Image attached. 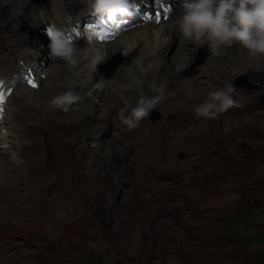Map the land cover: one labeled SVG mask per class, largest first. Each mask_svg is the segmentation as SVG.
<instances>
[{
    "label": "rangeland",
    "instance_id": "1",
    "mask_svg": "<svg viewBox=\"0 0 264 264\" xmlns=\"http://www.w3.org/2000/svg\"><path fill=\"white\" fill-rule=\"evenodd\" d=\"M17 12L18 10L15 11L13 6L6 5L3 13H0V52L7 54L11 52L6 45L9 40L6 30L8 27L14 28L13 32L20 36L22 42L26 40V35L18 26L19 22L17 27L14 25V21H17L19 17ZM4 13L5 15L12 13L13 19L7 18ZM8 20H11L10 23ZM177 46L181 47L180 41L178 44L176 41L173 42L169 48V56L174 54ZM239 50L229 51L221 56L211 55L218 61L220 60L218 63L220 72L217 77L202 73L201 69L196 66H191V71L187 73L189 75L193 71L196 81L191 80L190 76L182 80L180 78L182 76L173 71L172 76L167 78L172 82H165V86L167 85L166 98L156 107V111L161 114L160 118L155 122L144 119L139 127L130 131L126 130L118 117V113L124 106L125 100L122 98H119L121 104L113 107L114 102L111 98L107 97L104 101L98 98L87 100L88 98L82 96L81 103L70 108L68 112L60 110L53 112L52 116L57 121L55 122L54 119L49 118L42 121L41 117L45 116L40 115L38 118L39 108L37 106L33 104L31 106L28 102L25 104L11 96L9 107L5 105V110H7H4L2 117L5 120L4 124H0V140H9L0 145L4 160L7 161V158L11 157L18 160L22 149L30 153V149L26 150V146L12 136H15L17 132L21 131V136L34 144H41L37 138V132L24 129L25 124L45 127L52 122L57 123L50 138L59 141L62 144V151L66 153L60 152L59 142H53V153H57L50 161L53 168L46 163L45 169L41 172L34 170L27 159L21 165L9 162L13 165H9L10 167L5 172L7 181L0 182V222L3 219L5 222L16 220L21 223L34 222L43 224L48 229L52 226H59L62 231L61 227H65L70 221L73 222L79 215L90 212L94 223L104 225L103 228L98 229L97 235H107L106 240L98 242H95L98 240L96 236H89L92 242L79 251L64 250L59 254H54L51 248L47 247L42 257L33 253L34 258L27 260L25 264H52L54 262L60 264H187L186 261H180L176 255L168 254L173 248L172 238L184 232L179 222L187 220L189 206L186 205V199L193 194L199 196V189L205 187L233 184L236 174L248 175L254 165H263L260 171L255 168L254 173L257 175L252 178L258 182L257 188L262 185V189L250 196L240 197L232 204V210L233 212L236 210L239 214L244 210L249 214L254 213L250 224L264 231V212H259L256 216L257 211L253 210L258 203H264V198L260 197L264 191V140H260L255 135L264 128V107L258 103V99L264 96V63H260L259 66L254 64L255 60L248 58L243 51ZM119 54L125 55L122 51H119ZM223 58L226 60L221 61ZM239 59L244 61V64L242 62L240 64L247 72L236 75L234 66ZM35 60L38 59L35 58ZM44 61H39V63ZM52 61L50 59L43 69ZM10 63L12 65L10 67H13V64H21L22 60L16 57ZM198 64L206 67L204 61H198ZM11 72L13 74L16 70H11ZM68 72L71 74V71ZM239 78L246 80L256 88L235 89L233 97L238 106L221 113L216 119L195 118L193 108L204 100L210 91L229 85ZM65 80L68 81L67 78ZM185 82L194 90L204 89L201 92L202 97L195 94L196 92L192 96L186 92L182 98L174 95L176 89L182 88ZM68 83L70 88L71 83ZM125 95L126 92H123V96ZM86 103L92 104L95 110L87 115L93 116L92 119H97L105 111L102 119L95 123L73 120V112L77 108H83ZM227 119H232V124H226ZM103 125L105 127L101 132L100 128ZM253 139L259 140L254 141ZM94 141L97 145L93 143ZM241 141L245 142L246 146L252 144V148L239 154L235 152L234 147ZM210 144L221 146L222 151L231 157L234 154V162L228 165L223 163L221 155L215 157L212 154ZM106 145L110 151L112 150L109 159L102 165H97L93 157H97L96 159L100 161L103 158V152L106 151L105 148L107 149V147L103 148ZM81 147L86 150V153ZM90 148L93 149L91 150L93 153L90 152ZM179 151L184 152L185 156L177 157L176 153ZM192 154L200 155L201 161L191 164L188 158ZM69 158L72 168L78 172L79 181L72 186L69 180L67 186L58 185L60 190H55L52 182L56 179L55 167L60 170V180L65 182L68 178L66 168L70 165ZM52 190L55 191L52 193ZM257 194L260 196L255 197ZM205 196L208 199V194ZM203 200L205 199H200L198 202ZM31 231L32 229L16 228L13 235H21L22 237H17V239L26 241L30 246L38 249L36 247L38 243ZM7 235L0 231V244L4 242ZM67 236L69 239L75 238L71 233H67ZM14 241L15 239L7 248L8 257L17 254ZM177 249H180V246ZM261 249L263 245L258 241L246 247H230L220 253L225 256L227 262L250 264L256 255V250ZM2 250L1 247L0 259L4 253ZM38 253L41 255L40 252Z\"/></svg>",
    "mask_w": 264,
    "mask_h": 264
},
{
    "label": "clouds",
    "instance_id": "2",
    "mask_svg": "<svg viewBox=\"0 0 264 264\" xmlns=\"http://www.w3.org/2000/svg\"><path fill=\"white\" fill-rule=\"evenodd\" d=\"M180 9L178 17L171 22V29L178 35L182 44L197 47L206 46L212 56H221L224 51L238 45L250 59L264 57V0H177ZM90 14L96 23L79 26L71 30L58 28L54 24L46 25L45 35L50 41V58L69 67L78 62L79 48L74 43L73 33L86 39L88 44L97 38V31H116L133 16L137 8L136 0H87ZM71 20V17H69ZM103 56L93 57V65L104 60ZM153 95H140L135 103L124 101L118 113L119 120L126 130L140 126L141 121L165 100L164 84L150 85ZM235 88L226 85L210 91L207 97L195 105V118L212 120L221 113L238 106L233 97ZM90 94V93H89ZM192 96L191 91L188 92ZM83 97L74 90L53 95L47 102L48 109L68 112L78 106ZM3 110L0 111V118Z\"/></svg>",
    "mask_w": 264,
    "mask_h": 264
},
{
    "label": "bare ground",
    "instance_id": "3",
    "mask_svg": "<svg viewBox=\"0 0 264 264\" xmlns=\"http://www.w3.org/2000/svg\"><path fill=\"white\" fill-rule=\"evenodd\" d=\"M27 1L28 0H0V5L3 6L4 4H7L8 6H13L15 8V11H16V10H19L21 5L25 4ZM179 11H180V9H179L178 3H177L176 6L174 7V9L172 10L170 16L168 18H166L165 20H160L159 22H157V21L156 22H143V23L135 22L134 24L130 25L128 29L124 30L120 36L116 35L114 40L110 43L104 44L102 46H97V47L86 46V47H82L80 49V54L83 57L89 56L92 59H93V57H96V56L105 57L104 60L99 62L100 69L97 70L96 72L91 71V74L97 75V80L99 82H101L104 86H107L109 88L108 99L111 98L112 101L114 102L113 107H115V106L117 107V105L121 104V100L119 98H122L124 100L129 101L130 98L135 97L136 91L140 88V81H141L140 72L137 71L138 69L139 70H142V69L148 70V74H147L146 79H145V90H144L147 95H153L154 94L150 90V85H152L153 83H155L157 85L164 84V86H165L166 81L172 82V81L168 80L166 77H163L162 79H158V80L152 79L151 76L153 74V70L159 64H164V65L170 66L171 72L174 71L177 75L182 76V77H180L182 80L184 78H186L187 76H190L192 78L191 80H195L196 75L192 73L193 71L191 72V74H189V75L187 74L189 71H191V66L198 67L199 69H201L202 73L205 72L207 74L214 75L215 77L218 76V73L220 72V70L218 69L219 61L217 59L211 57V54L209 53L206 46L197 47V46L192 45L190 43L189 44H182L180 42L181 47L177 46L174 54L171 56L168 55L169 48L172 46L173 42L177 41V40L180 41L178 35L170 27L171 22L178 17ZM5 13H4V15H5ZM16 14H18V12ZM5 16H7V15H5ZM28 18L31 19V17H28ZM10 21L8 20L9 23H10ZM35 21L36 20H34V22ZM8 28L6 29L7 31L10 29V28L9 29ZM12 29H14V28H12ZM28 31H32L37 38L40 37V34L37 33L35 30L28 29ZM5 33L7 34V32H5ZM15 40H17V38H15ZM147 44H150V48H153L154 46H158L159 47V53L161 54L160 59L158 61L152 63V64L142 62L140 60V57H139L140 50L145 48V46ZM19 49L20 48H18V52L24 54L28 58L26 60V63L28 65H33V66H39L40 65V63H39L40 59L35 60L36 56H34L32 54L31 47L29 45H25L23 48H21L23 50H19ZM121 50L125 53L124 56L119 54V51H121ZM198 61H201V62L204 61V64L206 65V67H204L203 65L200 66L198 64ZM241 62L244 64V61L240 60V59L237 60V62H235L234 70L236 72L235 73L236 75L247 72V71H245L244 68H242V65L240 64ZM260 63H264V57H260L258 59H255L254 64L259 66ZM225 65L227 66V64H225ZM65 66L66 65L60 61L49 62V64L43 69L44 77L42 78V80L40 79V82L36 86H32V87H34V89L26 88L25 86L21 85L19 82H17L15 85V89L17 92H19L20 95H22V94L28 95L27 102L30 105L33 104L34 106H37L39 108L38 109L39 113L37 114L38 118L40 115L45 116V117H41L42 121L44 119L49 118V119H54V121L57 122L56 118H54L52 116L53 111L48 109L47 102H48L50 97H52L55 94L60 93V91H62L64 86L69 84V83L67 84L64 80H62L61 76L59 74L60 69L62 67H65ZM5 71H6L5 69L1 70L0 75L4 74ZM31 71H32V69H31ZM36 76L39 77V74H36ZM67 82H69V81H67ZM186 82L182 88L179 87L176 89V93L174 92V95L182 98L183 95L184 96L186 95L185 94L186 92L191 91L192 94H194L196 92L195 94H198V95H200L199 97H202L201 92L204 91V89H195L194 90L193 88L188 87L187 86L188 83H186ZM179 83H180V80H179ZM56 85H58V88L55 87ZM177 85H179V84L177 83ZM166 86H165V88H166ZM123 92H126L125 96H123ZM87 100H89V99H87ZM13 102H15V101H13ZM29 104H27V105H29ZM33 105H31V106H33ZM7 107H9V105ZM16 107H17V105H16ZM28 107H30V106H28ZM13 109H14V107H13ZM29 110H32V109H29ZM18 112H19V110H18ZM26 112H24V113H26ZM89 112H95V110L92 107V104L86 103L83 108L82 107H80L79 109L77 108L73 112V120H80V121L83 120L85 123H95V122H98L99 119H102L103 113L105 111L102 112L97 119H95V118L92 119L93 116H90V115L88 116L87 114ZM10 113H7V114H10ZM30 113H33V112L30 111ZM34 113H36V112H34ZM18 114H20V113H18ZM171 114H173V113H171ZM69 118L71 119V117H69ZM7 120H8V118H7ZM4 121L5 120L2 118L0 120V124H4ZM17 121H18V119H17ZM225 122H226V124L230 125V124H232V119L231 120L227 119V121H225ZM10 123H11V121H10ZM7 124H9V123H7ZM14 124L15 123H13V125ZM23 124H25V123H23ZM35 124H37V122ZM5 127H7V126H5ZM13 127H15V126H13ZM104 127H105V125H103L101 132H103ZM0 129H1V126H0ZM9 130H10V128H9ZM20 130H22V129L20 128ZM13 132L16 133L15 131H13ZM78 137H79V135H78ZM6 141H9V140H6V139L0 140V145L2 142H6ZM95 141L93 143L96 144ZM35 145H37V143ZM98 147H97V149H98ZM105 147H107V145L104 146L103 148H105ZM91 148L89 149L90 152H91V150H93ZM81 149H82V147H81ZM82 150H85V149H82ZM105 150L106 151L103 152V154H102L103 158L100 161H98V159H96L97 157L94 158L91 155L93 157V160L95 159L94 161L97 165H102L104 162H106L107 159H109L108 157L111 154L112 150L110 151L109 147H107V149L105 148ZM77 151H78V149H77ZM85 153H86V150H85ZM88 153L89 152H87V154ZM91 153H93V152H91ZM97 153H99V152H97ZM100 157H102V156H100ZM77 158L78 157L76 156V159ZM89 159H90V157H89ZM9 162H11L13 164H20L21 165L20 161H18L16 158L13 159L12 157L7 158V161H5L4 158L2 157V152H0V182L7 181L5 178V172L10 166L13 165V164L10 165ZM85 163L87 164V162H85ZM83 165H85V164H83ZM87 165H89V164H87ZM87 165H86V167H88ZM85 170H86V168H85ZM1 185H3V184H1ZM14 188H13V190H15ZM16 191H17V189H16Z\"/></svg>",
    "mask_w": 264,
    "mask_h": 264
},
{
    "label": "trees",
    "instance_id": "4",
    "mask_svg": "<svg viewBox=\"0 0 264 264\" xmlns=\"http://www.w3.org/2000/svg\"><path fill=\"white\" fill-rule=\"evenodd\" d=\"M262 166L263 165H254L252 166V171L248 175L242 176V179L244 180L239 184L241 193L236 200H238L240 197L250 196L254 192L262 189V185L257 188L258 182L252 180V178L257 175L254 173L255 168H258L260 171ZM262 193V196H260V194H257L255 195V197L260 196L264 198V191ZM263 204L264 203H258L253 207V210L257 211L256 216L259 215V212H264V207H262ZM253 214L254 213L249 214V212L245 210L239 214L236 213V210L233 212L232 206L230 207L229 224L233 234L229 237V242L226 246L222 248H214V250L212 251V258L208 261V264H236L227 262L225 256L222 255L220 251L228 249L230 247H246L251 243L258 241H260V243L263 245V249L256 250V255L253 257L250 264H264V231L256 228L255 225L250 224ZM195 260L196 264H204L197 257L195 258Z\"/></svg>",
    "mask_w": 264,
    "mask_h": 264
},
{
    "label": "water",
    "instance_id": "5",
    "mask_svg": "<svg viewBox=\"0 0 264 264\" xmlns=\"http://www.w3.org/2000/svg\"><path fill=\"white\" fill-rule=\"evenodd\" d=\"M236 84L238 86H243V87H249L250 86V84L246 80H242L240 78L236 80ZM259 102L264 104V96L260 97Z\"/></svg>",
    "mask_w": 264,
    "mask_h": 264
},
{
    "label": "snow or ice",
    "instance_id": "6",
    "mask_svg": "<svg viewBox=\"0 0 264 264\" xmlns=\"http://www.w3.org/2000/svg\"><path fill=\"white\" fill-rule=\"evenodd\" d=\"M165 11H167V9H165ZM156 16H157V18H159V14L157 13V14H155ZM166 18V17H165ZM30 83H31V81H30ZM33 86H35V85H33ZM3 99H4V97H3V95L2 94H0V103H2L3 102ZM3 109L2 108H0V111H2Z\"/></svg>",
    "mask_w": 264,
    "mask_h": 264
}]
</instances>
